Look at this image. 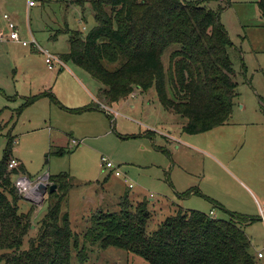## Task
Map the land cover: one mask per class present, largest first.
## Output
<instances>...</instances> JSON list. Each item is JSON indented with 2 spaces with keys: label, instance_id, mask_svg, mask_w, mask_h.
Here are the masks:
<instances>
[{
  "label": "rangeland",
  "instance_id": "rangeland-1",
  "mask_svg": "<svg viewBox=\"0 0 264 264\" xmlns=\"http://www.w3.org/2000/svg\"><path fill=\"white\" fill-rule=\"evenodd\" d=\"M205 2L212 9L221 8L220 23L231 41L227 52L235 72L236 96L226 124L188 134L182 130L186 119L164 109L154 87L143 92L136 89L119 101L107 100L100 91L103 85L66 57V29L85 36L96 23L89 2L82 7L75 0H0V33L9 34L3 17L7 14L21 39L34 37L63 67L59 72L49 70L37 48L10 47L0 40V160L13 138L9 159L23 163L30 180L62 172L72 176L73 186L61 205L80 236L79 244L86 248L87 258L81 264H147L123 249L91 246L82 237L93 213L118 211L126 194L127 203L146 199L154 214L148 231L155 230L177 207L213 210L216 217L226 219L230 212L256 217L246 232L255 250L264 255V219L259 212L264 203L261 0ZM177 48L172 44L163 52L164 69ZM85 90L91 92L94 103L98 100L118 113L100 104L99 110H80L92 101ZM101 157L111 161L121 175L116 176L113 168H102ZM21 177L16 179L22 195L19 208L27 213L33 207L30 235L34 236L48 203L43 200L34 205L25 198L18 185ZM212 200L225 210L214 208ZM257 262L264 264V258ZM72 263L80 264L75 253Z\"/></svg>",
  "mask_w": 264,
  "mask_h": 264
},
{
  "label": "trees",
  "instance_id": "trees-1",
  "mask_svg": "<svg viewBox=\"0 0 264 264\" xmlns=\"http://www.w3.org/2000/svg\"><path fill=\"white\" fill-rule=\"evenodd\" d=\"M75 2L82 7L89 2L96 23L85 36L66 29V57L103 85L100 91L107 100L119 101L136 89L154 87L162 107L186 119L183 132L197 134L229 121L237 83L220 6L212 9L205 0ZM260 8L264 19V0ZM172 44L178 48L170 53L164 69L161 57ZM93 108L98 104L80 110ZM12 142L9 138L0 160V263L73 264L75 253L81 264L87 258L86 248L79 244L80 236L61 205L73 186L72 176L50 175L57 188L46 193L47 211L35 235H30L33 207L27 213L20 210L22 195L16 186L25 170L22 164L8 168ZM127 199V194L121 198L118 211L93 213L82 234L84 242L123 249L147 264H258L246 232L256 217L230 212L226 219L177 207L148 231L154 214L146 199L135 203ZM212 202L214 208L224 209Z\"/></svg>",
  "mask_w": 264,
  "mask_h": 264
},
{
  "label": "built area",
  "instance_id": "built-area-1",
  "mask_svg": "<svg viewBox=\"0 0 264 264\" xmlns=\"http://www.w3.org/2000/svg\"><path fill=\"white\" fill-rule=\"evenodd\" d=\"M3 17L7 20V29L9 31V34L6 35L4 33H0V40H11L14 42H18L23 46H28L31 45L34 49L37 48L39 51H41L44 56H45V62L48 64V67L51 69L53 67V63L57 62V64H62V61L57 58L53 53H51L50 51H48L47 49L42 48L34 39V37L31 38L30 41L27 40H22L18 34V29L16 24L11 21L9 19V16L7 14H3ZM101 107L106 108L103 104L101 105ZM107 111H111L114 112L115 114H117V111H114L113 109L110 108H106ZM71 142L74 145H78V141L75 139H72ZM100 162H101V166L102 168H106V169H114V174L116 176H120L121 174L119 173V171L116 169V167L114 166V164L109 161L107 158L105 157H101L100 158ZM18 161L15 158H11L8 162V168H14L17 167ZM22 176L19 180V186H20V191H23V196L25 198H28L32 204L34 205H39L40 203L43 202L44 197L46 195V193L48 192V187L50 184H52V182L50 181V175H43L38 177L35 180H30L28 176ZM19 176V177H20ZM125 181L128 182V180L125 178ZM43 184L44 186H46V192H43L39 189V185ZM128 187L131 188L132 184L128 183ZM259 212L260 215L262 217V219H264V203L259 207ZM210 216H215L213 210H210L209 212ZM258 257H262L263 254L261 252L257 253Z\"/></svg>",
  "mask_w": 264,
  "mask_h": 264
},
{
  "label": "crops",
  "instance_id": "crops-1",
  "mask_svg": "<svg viewBox=\"0 0 264 264\" xmlns=\"http://www.w3.org/2000/svg\"><path fill=\"white\" fill-rule=\"evenodd\" d=\"M2 33V32H1ZM22 40H24V39H22ZM1 41H7V42H5V43H7V44H9V46L10 47H17V48H22V47H20V46H23V45H21L20 43H18V42H14V41H11V40H8V39H6V40H1ZM24 47V46H23ZM25 47H27V46H25ZM44 62H45V58H44ZM46 63V62H45ZM46 65H47V67H48V64L46 63ZM60 66H62L61 64H59V65H54L53 64V67L50 69L49 67H48V69L49 70H53V69H55V70H57V72H59V71H61L62 70V68L63 67H60ZM56 74H58V73H56ZM73 75V74H72ZM74 82L80 87V83H78V81L77 80H74ZM86 95H88V96H90V100H92L90 103H88V104H86V105H84V106H89L90 104H92V102L94 103V100H93V96H92V94H91V92H89V91H83ZM96 102L94 103V104H98V107L100 108V106L102 105V103L101 102H99L98 100H95ZM99 104H100V106H99ZM94 109H97V110H99L98 108H93V109H90V110H94ZM17 160V159H16ZM18 161V164H22L23 165V163H21L19 160H17ZM23 167H24V165H23ZM25 170V169H24ZM23 175H27L26 173H25V171H24V173H23ZM215 201V200H214ZM216 202V201H215ZM218 202V201H217ZM219 203V202H218ZM222 205V204H221ZM217 209V208H216ZM243 214V213H242ZM252 246H253V244H252ZM253 251H254V253L257 255V253H258V251H256L255 250V248H254V246H253ZM258 258H264V255L262 256V257H258Z\"/></svg>",
  "mask_w": 264,
  "mask_h": 264
},
{
  "label": "water",
  "instance_id": "water-1",
  "mask_svg": "<svg viewBox=\"0 0 264 264\" xmlns=\"http://www.w3.org/2000/svg\"><path fill=\"white\" fill-rule=\"evenodd\" d=\"M56 188H57V185L54 184V183H52V184H50L49 187H48V192H53L54 190H56ZM39 189H40L41 191H43V192H46V186H44L43 184H40V185H39ZM31 228L33 229L32 226H31Z\"/></svg>",
  "mask_w": 264,
  "mask_h": 264
}]
</instances>
